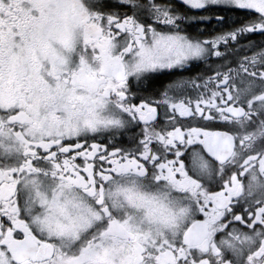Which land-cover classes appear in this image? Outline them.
Masks as SVG:
<instances>
[{
  "label": "snow or ice",
  "instance_id": "1",
  "mask_svg": "<svg viewBox=\"0 0 264 264\" xmlns=\"http://www.w3.org/2000/svg\"><path fill=\"white\" fill-rule=\"evenodd\" d=\"M0 264H264V0H0Z\"/></svg>",
  "mask_w": 264,
  "mask_h": 264
}]
</instances>
